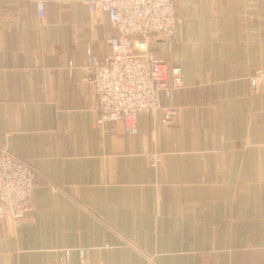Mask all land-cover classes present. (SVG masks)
I'll use <instances>...</instances> for the list:
<instances>
[{
    "label": "crops",
    "instance_id": "obj_1",
    "mask_svg": "<svg viewBox=\"0 0 264 264\" xmlns=\"http://www.w3.org/2000/svg\"><path fill=\"white\" fill-rule=\"evenodd\" d=\"M44 2L40 16L36 0H0V148L44 177L29 212L0 218V264H55L64 247L93 263L264 264V86L247 82L264 66V0H177V40L148 48L182 68L162 98L178 119L140 112L135 134L93 123L82 64L87 47L109 52L106 12Z\"/></svg>",
    "mask_w": 264,
    "mask_h": 264
},
{
    "label": "built area",
    "instance_id": "obj_2",
    "mask_svg": "<svg viewBox=\"0 0 264 264\" xmlns=\"http://www.w3.org/2000/svg\"><path fill=\"white\" fill-rule=\"evenodd\" d=\"M96 21L98 12H106L113 33L108 37L109 52L98 57L87 47L83 60L85 79L93 86L97 114L93 123L120 122L126 133L137 132L140 112L163 111L162 122H177L175 105L163 104L162 98L183 86L180 64H171L149 51L151 37L161 35L169 48L177 40L183 22L177 0H80ZM38 14L44 15V0H36ZM251 88L264 86V67H256L247 76ZM163 160L157 150L146 153V165L156 170ZM44 180L34 166L0 148V218L16 221L32 209L33 192ZM47 184L56 185L49 179ZM78 259H71L72 248L58 250L55 264L93 263L87 247H79Z\"/></svg>",
    "mask_w": 264,
    "mask_h": 264
},
{
    "label": "rangeland",
    "instance_id": "obj_3",
    "mask_svg": "<svg viewBox=\"0 0 264 264\" xmlns=\"http://www.w3.org/2000/svg\"><path fill=\"white\" fill-rule=\"evenodd\" d=\"M182 14V13H181ZM257 67H260V66H257ZM261 67H264V66H261ZM167 105H172V104H167ZM177 107V106H176ZM177 109H178V107H177ZM167 126V125H166ZM151 150H157V149H151ZM151 150H149V151H151ZM158 151V150H157ZM148 152V151H147ZM160 152V151H159ZM154 170V169H153ZM33 205V204H32Z\"/></svg>",
    "mask_w": 264,
    "mask_h": 264
}]
</instances>
